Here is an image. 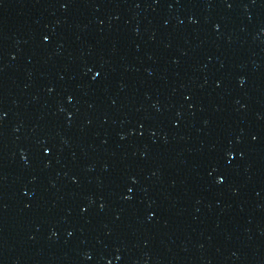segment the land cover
<instances>
[{"label": "water", "instance_id": "water-1", "mask_svg": "<svg viewBox=\"0 0 264 264\" xmlns=\"http://www.w3.org/2000/svg\"><path fill=\"white\" fill-rule=\"evenodd\" d=\"M0 264H264V83L152 0H0Z\"/></svg>", "mask_w": 264, "mask_h": 264}, {"label": "snow or ice", "instance_id": "snow-or-ice-1", "mask_svg": "<svg viewBox=\"0 0 264 264\" xmlns=\"http://www.w3.org/2000/svg\"><path fill=\"white\" fill-rule=\"evenodd\" d=\"M47 151V150H46Z\"/></svg>", "mask_w": 264, "mask_h": 264}]
</instances>
